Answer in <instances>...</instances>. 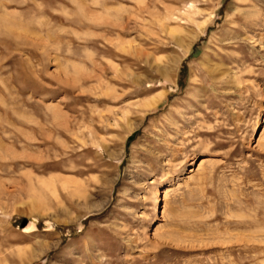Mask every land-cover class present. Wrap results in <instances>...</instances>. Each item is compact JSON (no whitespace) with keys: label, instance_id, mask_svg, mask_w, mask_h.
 I'll return each mask as SVG.
<instances>
[{"label":"rangeland","instance_id":"obj_1","mask_svg":"<svg viewBox=\"0 0 264 264\" xmlns=\"http://www.w3.org/2000/svg\"><path fill=\"white\" fill-rule=\"evenodd\" d=\"M0 264H264V0H0Z\"/></svg>","mask_w":264,"mask_h":264},{"label":"bare ground","instance_id":"obj_2","mask_svg":"<svg viewBox=\"0 0 264 264\" xmlns=\"http://www.w3.org/2000/svg\"><path fill=\"white\" fill-rule=\"evenodd\" d=\"M150 105H151V104H150ZM157 193H158V192H157ZM165 193H166V191H165ZM165 193H164V194H165ZM157 195H158V194H157ZM160 195H161V194H160Z\"/></svg>","mask_w":264,"mask_h":264}]
</instances>
